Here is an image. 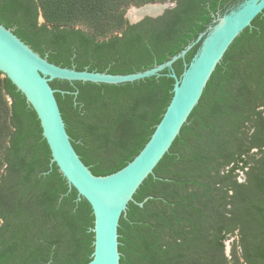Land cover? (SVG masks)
Here are the masks:
<instances>
[{
  "label": "trees",
  "instance_id": "1",
  "mask_svg": "<svg viewBox=\"0 0 264 264\" xmlns=\"http://www.w3.org/2000/svg\"><path fill=\"white\" fill-rule=\"evenodd\" d=\"M163 1L0 0V23L55 64L129 73L177 53L233 0H169L176 4L160 16L124 17L130 4ZM195 48L173 62L177 75ZM168 72L50 82L94 174L121 168L148 140L172 94ZM133 197L147 199L130 201L119 219L120 264H264V9L229 45ZM92 226L88 202L50 164L34 110L0 72V264H86Z\"/></svg>",
  "mask_w": 264,
  "mask_h": 264
},
{
  "label": "water",
  "instance_id": "2",
  "mask_svg": "<svg viewBox=\"0 0 264 264\" xmlns=\"http://www.w3.org/2000/svg\"><path fill=\"white\" fill-rule=\"evenodd\" d=\"M149 4H160V7L130 8L128 23H136L146 16H160L176 3L165 1L143 6ZM263 9L264 0H233L224 9L218 8L212 12L207 26L177 53L150 68L129 73L76 69L55 64L21 40L13 28L0 23V72L34 110L50 151V164L54 163L69 188L75 189L77 199L84 198L91 208L93 250L86 264H120V217L130 201L143 205L147 198L136 201L133 197L136 190L169 150L229 45ZM43 20L39 13L38 23ZM193 46L196 48L192 56L187 62L184 60L182 71L177 75L173 62L184 59ZM165 68L170 71L166 74L173 78L172 94L148 140L121 168L105 175L94 174L71 143L54 95L59 89L52 88L50 82L65 80L120 84L159 75ZM238 178L243 180L244 174L240 172ZM225 244L228 253L230 240Z\"/></svg>",
  "mask_w": 264,
  "mask_h": 264
},
{
  "label": "rangeland",
  "instance_id": "3",
  "mask_svg": "<svg viewBox=\"0 0 264 264\" xmlns=\"http://www.w3.org/2000/svg\"><path fill=\"white\" fill-rule=\"evenodd\" d=\"M165 1H168L169 2V0H165ZM165 1H163V2H165ZM153 3H157V2H153ZM160 3H162V2H160ZM145 4H147V3H145ZM144 4H142V5H134V4H130V5H128L126 8H125V10H124V17L127 19V17H128V13H129V10H130V8H135V7H142ZM7 102H8V98H7Z\"/></svg>",
  "mask_w": 264,
  "mask_h": 264
},
{
  "label": "bare ground",
  "instance_id": "4",
  "mask_svg": "<svg viewBox=\"0 0 264 264\" xmlns=\"http://www.w3.org/2000/svg\"><path fill=\"white\" fill-rule=\"evenodd\" d=\"M142 7H160V4H149V5H145V6H142Z\"/></svg>",
  "mask_w": 264,
  "mask_h": 264
}]
</instances>
